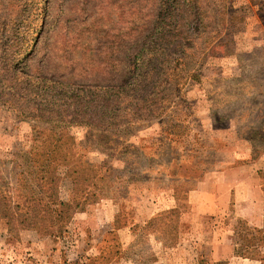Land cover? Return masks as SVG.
Returning a JSON list of instances; mask_svg holds the SVG:
<instances>
[{"label":"rangeland","instance_id":"rangeland-1","mask_svg":"<svg viewBox=\"0 0 264 264\" xmlns=\"http://www.w3.org/2000/svg\"><path fill=\"white\" fill-rule=\"evenodd\" d=\"M263 152L264 0H0V264H165L136 214Z\"/></svg>","mask_w":264,"mask_h":264},{"label":"crops","instance_id":"crops-1","mask_svg":"<svg viewBox=\"0 0 264 264\" xmlns=\"http://www.w3.org/2000/svg\"><path fill=\"white\" fill-rule=\"evenodd\" d=\"M151 207L135 221L153 220L161 208L180 211L165 264H264V152L244 162H215L185 198H166ZM241 224L248 226L250 239Z\"/></svg>","mask_w":264,"mask_h":264},{"label":"trees","instance_id":"trees-1","mask_svg":"<svg viewBox=\"0 0 264 264\" xmlns=\"http://www.w3.org/2000/svg\"><path fill=\"white\" fill-rule=\"evenodd\" d=\"M167 10H168V12H166L164 14V16H167V13L169 16H173L170 13L172 11V6L169 5ZM47 146H48L47 151H46L47 156L39 164V166L42 168L41 169L42 174H44L45 171L46 172H54L55 168L57 167V163L59 161H62V160L65 161L67 159L66 158L67 154L65 153V151L62 150L63 143L60 142L59 138L51 137L50 140L47 142ZM58 157H59V160H56ZM70 171H72V170L70 169L69 173H70ZM42 176H44V175H42ZM73 178H75V182H77L76 177H73ZM35 196H37V195H35ZM35 214H37V213H35ZM22 222L26 223V220H23Z\"/></svg>","mask_w":264,"mask_h":264}]
</instances>
